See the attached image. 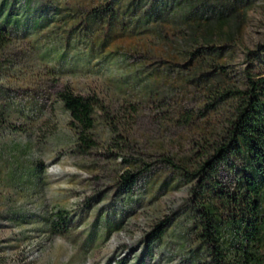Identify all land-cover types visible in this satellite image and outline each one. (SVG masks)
<instances>
[{
	"label": "rangeland",
	"instance_id": "374dc122",
	"mask_svg": "<svg viewBox=\"0 0 264 264\" xmlns=\"http://www.w3.org/2000/svg\"><path fill=\"white\" fill-rule=\"evenodd\" d=\"M182 1L0 0L27 18L0 50V264H207L189 219L194 193L206 197L176 168L195 174L230 116V101L209 97L264 76V0ZM229 1L234 41L225 27L209 47L191 42ZM64 86L102 106L85 153L56 97ZM127 172L137 177L122 190ZM214 181L227 192L234 173L219 167Z\"/></svg>",
	"mask_w": 264,
	"mask_h": 264
},
{
	"label": "trees",
	"instance_id": "16d2710c",
	"mask_svg": "<svg viewBox=\"0 0 264 264\" xmlns=\"http://www.w3.org/2000/svg\"><path fill=\"white\" fill-rule=\"evenodd\" d=\"M197 1L184 0L182 4L189 3L192 7ZM236 4L234 1L218 5L215 10L209 9L203 25L196 26L197 29L203 26L205 35L197 40L192 33L191 42L200 41L209 47L216 37V30L225 27L229 29L224 37L233 42L239 28ZM4 7L6 3L0 8V50L10 42L9 29L25 28L27 22V18L23 20L26 15L20 20L13 19L12 10L3 14ZM34 24L39 25V21ZM215 77L217 85L224 84L220 73ZM56 97L69 116L68 126L78 152L93 149L96 145L92 138L94 115L102 108L99 100L75 95L68 86L58 91ZM209 99L221 103L230 101V116L214 132L210 144L212 153L199 164L195 174L176 168L190 177H199L201 193L206 197L201 202L198 199L201 196L194 193L191 200L189 219L196 242L205 249L207 264H264V76L247 74L244 89L234 90V86H228L222 94H212ZM219 167L234 173L233 189L227 192L222 190L220 182L214 181ZM136 177L135 172L121 175L118 187L129 190ZM58 214L61 225L67 227V213ZM155 233L151 243L162 237V226L156 228Z\"/></svg>",
	"mask_w": 264,
	"mask_h": 264
}]
</instances>
